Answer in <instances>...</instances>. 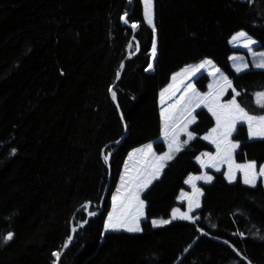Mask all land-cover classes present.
I'll return each mask as SVG.
<instances>
[{
	"label": "trees",
	"instance_id": "trees-1",
	"mask_svg": "<svg viewBox=\"0 0 264 264\" xmlns=\"http://www.w3.org/2000/svg\"><path fill=\"white\" fill-rule=\"evenodd\" d=\"M154 3L158 56L154 70L145 71L152 31L142 0H0V264H52L51 253L63 250L72 227L78 229L59 264H264L262 181L252 187L215 173L212 183H200L195 224L151 225L152 218L170 217L184 181L202 171L195 157L213 148L200 137L143 193L142 232H104L128 153L149 143L166 148L159 93L172 73L212 58L228 73L240 105L264 115L254 95L264 91V70L237 73L229 61V40L240 30L264 52V0ZM125 11L139 24L135 32L120 19ZM196 112L191 129L201 135L215 122L206 110ZM234 138L238 161L264 163V139L250 140L244 124ZM102 152L111 153L109 163ZM89 211L96 215L87 219ZM9 231L14 238L5 243Z\"/></svg>",
	"mask_w": 264,
	"mask_h": 264
},
{
	"label": "snow or ice",
	"instance_id": "snow-or-ice-1",
	"mask_svg": "<svg viewBox=\"0 0 264 264\" xmlns=\"http://www.w3.org/2000/svg\"><path fill=\"white\" fill-rule=\"evenodd\" d=\"M250 2V0H249ZM143 3V19L151 28V57L155 60L158 56L157 44V29L154 22V0H142ZM121 21L129 25L131 30L135 32L139 28V24L129 20V12L125 11L121 17ZM133 41H130L128 48L133 47ZM231 44L248 49L253 56H259L260 60L255 64V67L264 69V52H252V46L256 43L249 34L240 30L235 32L230 40ZM137 51L139 45L136 44ZM233 66L236 72H242L249 67L240 57L231 56ZM124 68L123 62L120 64V69L116 72V78L119 79L121 70ZM154 70L153 63L149 62L145 71ZM207 71L208 75L213 77L212 83L208 85L209 91L201 93L196 89L192 82L193 78L198 73ZM183 85V91L179 99L175 103L168 104L167 107H162L160 110L161 118V135L167 143V151L157 155L153 151L151 143L142 145L139 148H134L128 153V157L124 162V172L120 176V184L116 192L112 195V210L108 213L107 219L104 221V232H119L126 231L128 233H140L143 231L140 226V221L145 217L146 204L141 199V193L149 187L152 182L157 179L161 171L166 167L169 161H172L176 154L191 141L195 134L189 131V125L196 122V117L193 115L195 108L203 105L208 109L211 115L215 118V126L211 128L203 139L210 141L215 145V153H201L195 159L199 162L201 168L212 167L219 171L220 165H227V171L224 173L225 178L229 183L237 179V173L242 174V182L245 185L255 187L258 179L264 178V164L257 167V162L254 160L244 163H237L234 159V152L239 147L238 141H233L231 138L236 131L238 122L247 124L249 139L260 138L264 139V115L255 116L249 114L236 100L239 93L232 88V81L225 76L218 67L215 66L211 59L204 58L196 64H187L180 68L177 72L172 73L171 83L160 91V103L164 105L166 100H171L177 91H180V86ZM232 89L235 93L231 100L221 102V97L224 96L228 89ZM113 101L116 100L117 93L110 87L108 89ZM255 102L261 108H264V91L256 92ZM181 134H185L187 139L181 141ZM16 149L11 150V154H16ZM111 153L102 152V157L105 163L110 159ZM212 177L203 173L201 175H189L184 181L185 184L191 186V192L181 190L178 199L187 202V209L182 211L180 208H173L169 219H153L151 224L153 227H162L171 224L174 220L190 221L196 223L197 217L193 215L194 210L201 208L202 190L197 186V181L210 183ZM91 202H87L83 208L90 207ZM88 216H94L96 213L87 212ZM83 223H87L84 221ZM83 223L80 225L83 226ZM76 227L71 228V232H76ZM203 232V229H198ZM103 234V233H102ZM243 235V233H240ZM14 238L12 231L7 232L3 237L5 243ZM264 239V237H260ZM73 239L69 235L65 240L63 248H67ZM190 247V246H189ZM188 249H185L187 251ZM61 251H53L52 264H59ZM244 259H247L246 257ZM247 264H251L248 261Z\"/></svg>",
	"mask_w": 264,
	"mask_h": 264
},
{
	"label": "rangeland",
	"instance_id": "rangeland-1",
	"mask_svg": "<svg viewBox=\"0 0 264 264\" xmlns=\"http://www.w3.org/2000/svg\"><path fill=\"white\" fill-rule=\"evenodd\" d=\"M154 15H155V3H154ZM247 33H248V32H247ZM248 34H249V33H248ZM249 36L252 37V39L256 41V43L252 46V52L257 53L256 48L259 46V42H258L253 36H251L250 34H249ZM230 45H231L232 48L235 49V51L231 53L230 57H231V56H237V57H240L245 63H247V64L249 65V67H248L247 69H245V70L242 71V72H237V73H243V72H245V71L250 70L251 68H255V69H258V70H264V69H261V68H257V67H255V64L258 63L259 60H260L259 57H257V56H253V55L251 54V52H249L248 49H245V48L239 46L238 44L234 45V44H231V43H230ZM208 59H211V60L214 62L215 66L218 67V68L220 69V71H221L225 76H227L228 79H229V75H228V73H227L222 67H220V66H219V65H218V64H217L212 58H208ZM229 61H230L231 68L236 72V70H235V68H234V66H233V63H234V62H233L232 60H230V59H229ZM198 62H199V61H198ZM198 62H196V63H198ZM196 63H192V64H196ZM150 71H152V70H150ZM176 72H177V71H176ZM203 75H206V76H207V79L204 81V83H203L202 81H199V78H200L201 76H203ZM171 76H172V75H171ZM200 79H201V78H200ZM229 80H230V79H229ZM212 81H213V77L210 76V75H208V72H207V71H202V72L198 73L196 77L193 78V81H192V82L195 84L196 89H197L199 92H201V93H206V92L209 91V89H208V85H209L210 83H212ZM169 83H171V79H170V82H169ZM169 83H168V84H169ZM168 84H167V85H168ZM202 84H203V85H202ZM167 85H166V86H167ZM166 86H164L163 88H165ZM183 87H184V86L181 85V86H180V91H177L176 94H175V96L172 97L171 100H166V102H165L164 105H161V103H160V95H159V112H160V110H161L162 107H167L168 104H170V103H175V101H176L177 99L180 98L181 93H182V91H183ZM163 88H162V89H163ZM232 88H234V89H235V92L238 93V91H237L236 87L234 86L233 82H232ZM160 91H161V90H160ZM159 94H160V93H159ZM233 95H235V93L232 91V89H231V88L228 89V90L225 92L224 96L221 97V102H226V101H228V100H231L232 97H233ZM237 97H238V95L236 96V100H237V102L239 103ZM239 104H240V103H239ZM199 110H206V111L211 115V113L208 111V109H207L206 107H204L203 105H201V107H199V108H195V110L193 111V115L196 117V122H195V123H197V122L199 121V119H200L198 113L196 112V111H199ZM246 111H247V110H246ZM249 114H251V113H249ZM251 115H253V114H251ZM211 116H212V115H211ZM255 116H260V115H255ZM212 117H213V116H212ZM160 119H161V118H160ZM213 119H214V122H215V118H214V117H213ZM195 123L189 125V131H191V132H193V133L195 134V136H194L193 139H195L196 137H200V138L203 139V137H204L206 134H208L209 130L215 126V123H216V122L214 123V125H213V126L207 131V132H205L204 134H201V135L195 133V132L191 129V127H192ZM240 124H244V125L247 126V124H246L245 122H238L237 125H240ZM234 133H235V132H234ZM234 133H233V135H232L231 138L233 139V141H238L237 139L234 138ZM180 139H181V141H183V140L187 139V136H186L185 134H181ZM193 139H192V140H193ZM257 139H260V138H255V139H250V140H257ZM192 140H191V141H192ZM203 140H204V139H203ZM162 141L164 142V144H165V146H166L165 150H163V151H160V150L157 148V146H156L155 144H152V145H153V151H154L157 155L162 154L163 152L167 151V143L164 141V139H163ZM205 141H206V142H207V143H208L213 149H207V150L202 151L201 153H215V151H216V147H215V145L212 144V143H211L210 141H208V140H205ZM189 142H190V141H189ZM238 142H239V141H238ZM239 147H240V142H239ZM239 147H238V148L235 150V152H234V159H235V161H236L237 163H244V162H246V161H244V162H240V161H238L237 158H236V153H237ZM201 153H200L199 155H201ZM176 155H177V154H176ZM199 155H198V156H199ZM127 157H128V156H127ZM126 159H127V158H126ZM109 160H110V159H109ZM198 164H199V162H198ZM263 164H264V163H263ZM199 166H200V164H199ZM200 167H201V166H200ZM164 169H165V168H164ZM164 169L161 171L159 177H158L157 179H155V180L152 182V184H153L156 180H158L159 178H161ZM201 169H202V171H201L200 173H192L191 175H201V174H203V173H207V175H209V176H211V177L213 178L212 181L210 182V183H212V182L214 181V179H215V173H223V175H224V173L227 171V165H220L219 171H217L216 168H212V167H204V168H201ZM123 172H124V164H123V168H122L121 175L123 174ZM121 175H120V176H121ZM224 177H225V175H224ZM226 180H227V179H226ZM238 180H240V181L242 182V174H240V173H237V179H236L235 181L231 182V183H235V182H237ZM227 181H228V180H227ZM260 181H262V184H263V186H264V178H260V179H258L256 186L259 184ZM228 182H229V181H228ZM196 183H197V186L202 190V192H203V196H204V189H203L202 186H200V183H202V184H204V185H205V184H210V183H205L204 181H197ZM242 183H243V182H242ZM119 184H120V178H119V181H118V183H117V187L119 186ZM152 184H150L149 187H150ZM244 185H245V184H244ZM117 187H116V189H117ZM149 187H148V188H149ZM148 188H147V189H148ZM116 189H115L114 193L116 192ZM147 189H145V190L140 194V195H141V199H143V200L145 201L146 207H147V202H146V200H145L144 197H143V193H144ZM182 190L185 191V192H191L192 189H191V186H190V185L186 184V187H185L184 189H182ZM180 192H181V191H180ZM114 193H113V194H114ZM179 194H180V193H179ZM178 196H179V195H178ZM203 196L200 198V199H201V206H202V199H203ZM177 202H178V205L175 206L174 208H180L182 211H185V210L187 209V202H186V201H181V200H179V199L177 198ZM184 205H185V208L183 207ZM199 209H200V208H199ZM199 209L194 210L193 215H194ZM111 210H112V204H111V209H110V211H111ZM160 218H163V219H169L170 217H168V218H164V217H156V218H152V219H150V222H151L153 219H160ZM146 220H148V218H147V213H146V208H145V217H143V218L141 219V221H140V226L142 227V229H143V222L146 221ZM174 221H175V220H174ZM151 225H152V224H151ZM119 232H126V231H119ZM126 233H128V232H126ZM131 234H133V233H131Z\"/></svg>",
	"mask_w": 264,
	"mask_h": 264
},
{
	"label": "water",
	"instance_id": "water-1",
	"mask_svg": "<svg viewBox=\"0 0 264 264\" xmlns=\"http://www.w3.org/2000/svg\"><path fill=\"white\" fill-rule=\"evenodd\" d=\"M131 1H133V0H131ZM132 4H133V2H132ZM129 13H130V11H129ZM154 22H155V20H154ZM157 29V28H156ZM157 39H158V35H157ZM155 61H156V59L155 60H153L152 59V57H151V59H150V62L151 63H153V66L155 65ZM123 64H124V62H123ZM149 71V70H148ZM120 77H121V75H120ZM120 79V78H119ZM118 79V80H119ZM117 103V102H116ZM122 139H123V137L117 142V145H119L120 143H121V141H122ZM108 163H109V161H108ZM108 167H110L109 165H108ZM110 176H111V174H110ZM106 193V192H105ZM92 217H94V216H87V219H89V218H92ZM87 221V220H86ZM83 224H86V223H83ZM76 229H78V228H76ZM77 231V230H76ZM72 236H73V238H74V233L72 234ZM73 240V239H72ZM63 250H64V248H63ZM63 250L61 251V252H63ZM62 255V254H61Z\"/></svg>",
	"mask_w": 264,
	"mask_h": 264
},
{
	"label": "crops",
	"instance_id": "crops-1",
	"mask_svg": "<svg viewBox=\"0 0 264 264\" xmlns=\"http://www.w3.org/2000/svg\"><path fill=\"white\" fill-rule=\"evenodd\" d=\"M160 140H163V137H162V135H161V139ZM151 144H154V143H151ZM260 165L259 164H257V167H259ZM184 208H185V205L183 206Z\"/></svg>",
	"mask_w": 264,
	"mask_h": 264
}]
</instances>
